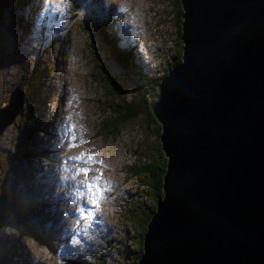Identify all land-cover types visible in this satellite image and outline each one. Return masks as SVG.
<instances>
[{
	"label": "rangeland",
	"instance_id": "374dc122",
	"mask_svg": "<svg viewBox=\"0 0 264 264\" xmlns=\"http://www.w3.org/2000/svg\"><path fill=\"white\" fill-rule=\"evenodd\" d=\"M16 1L21 7L14 10ZM33 1L0 0V107L5 114H0V129L6 114L17 111L0 134V202L12 198L14 203V207L5 205L9 211L0 209V227L5 226L0 229V259L3 264H67V259L78 264H131L130 243L137 236L121 210L125 199L136 193L126 169L135 161L134 154L146 156L147 150H153L155 134L153 127L144 129L140 123L120 127L115 136L105 133L103 115L111 112L106 102L100 103L102 83L105 89L111 82L122 83L120 94L125 93L121 95L127 101L139 100L140 93L148 91L149 98L156 87L153 80L161 73V58L167 64L176 60V20L167 0H51L38 19L35 12L42 6L32 11L38 21L35 26L26 22L30 17L25 7ZM120 4L126 17L133 11L132 22L140 26L136 44L147 52L141 75L129 59L131 70L123 72L118 66L119 45L115 42L110 47L105 41L111 38L108 23L106 36L100 29L109 14L120 10ZM42 23L40 40L36 32ZM115 28L122 36V47H128L122 24ZM20 42L26 45L19 47ZM104 63L110 74L104 72ZM107 93L108 99L115 97ZM28 122H38L41 133H26ZM29 135L44 142L35 148L29 142L26 148ZM23 148L30 154L40 148L45 152L43 159L33 157L26 172L20 166L16 175L19 163L10 156L23 153ZM48 164L52 167L48 174L57 176L51 190L61 195H52L48 174H41ZM60 169L62 175H57ZM3 218L24 224L14 228Z\"/></svg>",
	"mask_w": 264,
	"mask_h": 264
},
{
	"label": "water",
	"instance_id": "95a60500",
	"mask_svg": "<svg viewBox=\"0 0 264 264\" xmlns=\"http://www.w3.org/2000/svg\"><path fill=\"white\" fill-rule=\"evenodd\" d=\"M180 1L183 62L149 95L164 196L135 264H264V0Z\"/></svg>",
	"mask_w": 264,
	"mask_h": 264
},
{
	"label": "trees",
	"instance_id": "16d2710c",
	"mask_svg": "<svg viewBox=\"0 0 264 264\" xmlns=\"http://www.w3.org/2000/svg\"><path fill=\"white\" fill-rule=\"evenodd\" d=\"M24 1V0H21ZM168 7L171 10L173 14V20H176V26L178 27V36L179 39L177 40L176 47H175V56L176 60H174L172 63L167 64L166 61L161 58V64L159 65V69L161 71L160 75L153 80L154 85H157V83L160 81L162 77L167 75L170 71V69L178 64L183 62V54H184V47L185 44L181 40L182 36V24L184 22V19L182 17V14L184 13V8L181 4L180 0H167ZM21 6H18L17 1L12 5V8L16 10ZM112 17V16H111ZM109 23L108 21H104L103 26L100 25V29L103 33V36H106L107 32L105 31L106 25ZM105 38V37H104ZM105 41L110 45L114 44L116 39L105 38ZM111 42V43H110ZM23 42L19 43L20 46H24ZM135 53V52H134ZM119 62L123 64L122 70L123 72H128L131 70V67L128 68L127 62L128 59L131 60L133 64V52L132 50H125L122 49V51L119 53ZM106 65V64H105ZM104 64H102V67H105ZM136 65L138 67V74H140V68L141 66L139 64H133L132 69L135 68ZM107 66V65H106ZM162 66V67H161ZM125 67L127 68L125 71ZM164 68V70H163ZM50 72V71H49ZM109 82V80H108ZM127 82V81H126ZM112 86L105 89L103 83L102 86L104 88V95L100 99V103H107L109 106V110L111 112L110 116L103 115V130L105 133H109L112 136H115L117 134V131L120 127L132 124V123H140L142 128L148 129L149 127L154 128V134H155V140L153 143V150L151 148L146 151V156H141L140 154H134L135 161H132L131 166H129L126 169L127 174L130 176V182L132 179H134L135 182V188L134 191L136 193L127 197L125 199V205L122 207L121 212L123 211L124 215L126 216V223L131 224L135 228V234L137 236V240L133 241V243H130V249L132 250V263L135 264L139 262L141 259L143 252H144V241H145V234L148 227V223L153 217V215L157 212V200L162 199L164 196V188H163V182L164 177L167 172V166H168V158L164 152L163 146H162V126L159 122L158 118L154 114L151 105L149 103V98L147 97L148 92L146 93H140V99L136 100L132 98L131 100H126L124 94H120L119 87L122 86L120 82L114 83L111 82ZM123 88L126 89L128 86L126 83L123 84ZM123 89V90H124ZM107 90L109 93L114 94L115 97L107 98L109 95L107 93ZM139 95L135 94V97H138ZM118 101V102H117ZM116 103V104H115ZM30 124V123H29ZM38 124V123H36ZM37 125H31L29 128L25 129L29 133L37 132ZM20 134L17 135L19 137ZM32 135H29V140H32ZM153 142V141H152ZM11 161L14 159H20V158H31L30 155L26 154L25 152L18 154L16 153L14 156H10ZM141 198L145 200V203L141 202ZM0 209L1 211H9L8 208L5 209V205L7 206H13L14 203H12V198L8 199L5 198V200H2L0 202ZM149 203V204H148ZM27 211H30V206H26ZM18 211V210H17ZM19 212V211H18ZM22 214H25L26 212H21ZM16 215V214H14ZM19 219V216L16 215ZM2 220V219H1ZM0 220V221H1ZM22 221V220H21ZM19 224H24V222H20ZM2 227H0L1 229ZM27 231H30L29 228H27ZM31 232V231H30ZM122 239V237H120ZM119 252H124L122 246L117 247ZM117 256H115V259H117ZM4 260H1L0 264H3ZM92 264V263H91ZM106 264V263H104ZM116 264V263H114Z\"/></svg>",
	"mask_w": 264,
	"mask_h": 264
},
{
	"label": "clouds",
	"instance_id": "9594fccd",
	"mask_svg": "<svg viewBox=\"0 0 264 264\" xmlns=\"http://www.w3.org/2000/svg\"><path fill=\"white\" fill-rule=\"evenodd\" d=\"M111 38L113 39V38H115L114 36H111ZM104 65H105V63H104ZM118 66L121 68V67H123V65L121 64V63H118ZM141 72H144V69H143V67H141L140 68V75L142 74ZM113 79V78H112ZM110 85L112 86V84L110 83ZM0 108H3V106L2 107H0ZM39 120V122L42 120V119H38ZM29 123L31 124V122H28V127L27 128H29V126H31V125H29ZM38 123V122H37ZM34 125H37V126H39V123L38 124H34ZM36 126V127H37ZM27 128H25V129H27ZM37 129H38V127H37ZM28 131H26V133H27ZM54 131H52L51 133H53ZM25 133V134H26ZM38 133H41V129L39 130H37V132H36V135L38 134ZM36 135L35 136H33L32 137V140H29V136H26V142H28L27 144H26V148L27 147H29V142H31L32 143V146H33V148H35L37 145H39V143H42V142H44V139H42V137H40V138H36ZM28 137V138H27ZM19 139H21L22 140V136L20 135L19 136ZM48 142H51V140H52V138L51 137H49L48 138ZM22 143H23V140H22ZM56 147V146H55ZM50 149H53V148H50ZM23 150H24V152L26 153V154H28V155H30V157L31 158H29V159H26V158H20V159H14V160H12V162H15V161H18V163H19V166L17 167V171H15V173H16V175H18V174H20L19 172H21V169H20V166L23 168V170L26 172L27 171V169L29 168V163H31L32 161H33V157L34 156H38V157H36V158H39V159H43L42 157H43V154H44V148H40L39 150H35L36 151V153H35V151H31L32 153L30 154L29 153V151L27 150V149H25V148H23ZM16 154V153H15ZM15 154H13L12 156H14ZM49 169V168H48ZM43 171H47V168L45 169V170H43ZM42 174V173H41ZM13 207H14V205H13ZM13 210V209H12ZM17 211V210H16ZM13 212V211H12ZM18 212V211H17ZM3 219H5V220H9V222H10V218H3ZM1 221H3V220H1ZM0 221V222H1ZM13 226H14V228H17V227H19V226H22V224H19V222H17V221H12V222H10ZM5 226H3L2 228H4ZM1 228V229H2ZM34 231L35 230H37L36 228H34L33 229ZM38 239H40V240H42V237H39ZM72 249H74V248H72ZM72 254H74V252H72ZM97 256H98V254H97ZM1 260H3V259H0V263H1ZM72 261H74L73 259H67L66 260V262H67V264H78L79 262H72ZM71 262V263H70ZM80 262H82V261H80ZM84 262H82V264H83Z\"/></svg>",
	"mask_w": 264,
	"mask_h": 264
},
{
	"label": "crops",
	"instance_id": "0c3cea01",
	"mask_svg": "<svg viewBox=\"0 0 264 264\" xmlns=\"http://www.w3.org/2000/svg\"><path fill=\"white\" fill-rule=\"evenodd\" d=\"M103 68H104V72H105L106 74H110V70L108 69L107 66H105V67H103Z\"/></svg>",
	"mask_w": 264,
	"mask_h": 264
},
{
	"label": "bare ground",
	"instance_id": "6f19581e",
	"mask_svg": "<svg viewBox=\"0 0 264 264\" xmlns=\"http://www.w3.org/2000/svg\"><path fill=\"white\" fill-rule=\"evenodd\" d=\"M8 62V61H7ZM10 103H11V99H9V105L7 106V108H9V106H10ZM7 116H8V118H9V115L8 114H6ZM16 116V115H15ZM15 116L13 117V119L12 120H14L15 119ZM83 192V191H82Z\"/></svg>",
	"mask_w": 264,
	"mask_h": 264
}]
</instances>
